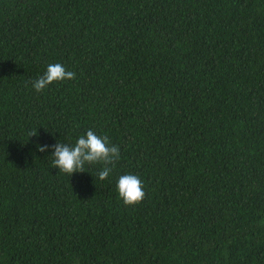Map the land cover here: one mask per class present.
I'll use <instances>...</instances> for the list:
<instances>
[{"label":"trees","instance_id":"1","mask_svg":"<svg viewBox=\"0 0 264 264\" xmlns=\"http://www.w3.org/2000/svg\"><path fill=\"white\" fill-rule=\"evenodd\" d=\"M89 129L105 180L37 147ZM0 264H264V0H0Z\"/></svg>","mask_w":264,"mask_h":264},{"label":"clouds","instance_id":"2","mask_svg":"<svg viewBox=\"0 0 264 264\" xmlns=\"http://www.w3.org/2000/svg\"><path fill=\"white\" fill-rule=\"evenodd\" d=\"M73 71H66L60 63L49 64L45 73L34 81L32 87L36 92H42L50 84L63 80L75 79ZM27 86V85H26ZM36 135L30 133V137ZM40 152L52 149V166L58 168L59 173L72 176L76 172L86 171L85 165H102L97 176L100 180L109 177L116 162L120 159V148L112 145L107 135L100 136L92 129L81 135L74 145L57 142L54 145L37 144ZM116 189L118 197L126 206L140 204L145 198L144 185L141 178L135 174H124L119 176Z\"/></svg>","mask_w":264,"mask_h":264}]
</instances>
